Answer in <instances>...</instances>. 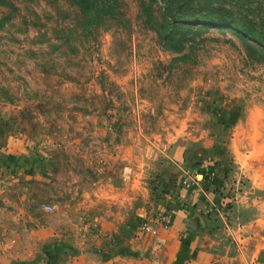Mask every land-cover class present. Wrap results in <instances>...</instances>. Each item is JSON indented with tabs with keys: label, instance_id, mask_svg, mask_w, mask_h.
I'll return each instance as SVG.
<instances>
[{
	"label": "rangeland",
	"instance_id": "rangeland-1",
	"mask_svg": "<svg viewBox=\"0 0 264 264\" xmlns=\"http://www.w3.org/2000/svg\"><path fill=\"white\" fill-rule=\"evenodd\" d=\"M3 3L0 264L56 260L45 246L58 237L42 241L49 228L90 247L98 214L129 213L150 232L198 164L217 169L205 175L214 208L229 213L244 190L250 197L263 52L202 24L182 51L164 47L161 0Z\"/></svg>",
	"mask_w": 264,
	"mask_h": 264
},
{
	"label": "crops",
	"instance_id": "crops-1",
	"mask_svg": "<svg viewBox=\"0 0 264 264\" xmlns=\"http://www.w3.org/2000/svg\"><path fill=\"white\" fill-rule=\"evenodd\" d=\"M260 149L264 150V143L254 145L251 195L248 198L244 190L231 212L214 208L211 186L198 170L213 167L217 172L216 167L209 162L198 164L195 182L179 185L170 193L171 220L167 226L155 220L150 232L144 233L134 224L136 216L129 213L122 217L98 214L94 217V241L88 248L77 241V234L71 244L70 235L59 236L45 229L42 241L58 237L57 242L45 244L48 251L58 252V258L51 260L49 255L46 259L50 260L37 264H264V151L256 155ZM241 210L250 214L249 221L240 220Z\"/></svg>",
	"mask_w": 264,
	"mask_h": 264
},
{
	"label": "trees",
	"instance_id": "trees-1",
	"mask_svg": "<svg viewBox=\"0 0 264 264\" xmlns=\"http://www.w3.org/2000/svg\"><path fill=\"white\" fill-rule=\"evenodd\" d=\"M84 9L110 5L116 0H74ZM4 0H0V4ZM160 43L170 50L182 51L193 33V25L227 27L242 40L250 54L254 48L264 54V0H161ZM0 20L1 23H3ZM200 173L208 175L204 169Z\"/></svg>",
	"mask_w": 264,
	"mask_h": 264
},
{
	"label": "built area",
	"instance_id": "built-area-1",
	"mask_svg": "<svg viewBox=\"0 0 264 264\" xmlns=\"http://www.w3.org/2000/svg\"><path fill=\"white\" fill-rule=\"evenodd\" d=\"M216 174V171L215 170H208V175L213 178ZM184 182L186 183V186H188L190 183L184 179ZM48 209H51L50 206H48ZM171 220V213L170 211L169 212H166L163 216H162V223L167 226V224L170 222ZM145 229H148L149 226L147 224H144L143 226Z\"/></svg>",
	"mask_w": 264,
	"mask_h": 264
}]
</instances>
